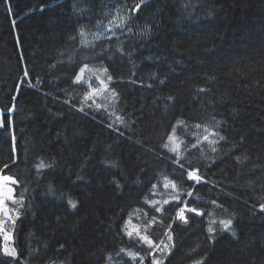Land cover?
Returning a JSON list of instances; mask_svg holds the SVG:
<instances>
[{"label": "trees", "instance_id": "trees-1", "mask_svg": "<svg viewBox=\"0 0 264 264\" xmlns=\"http://www.w3.org/2000/svg\"><path fill=\"white\" fill-rule=\"evenodd\" d=\"M137 3L0 0V112L13 121L0 128V175L18 181L8 203L17 255L0 237V264H264V0ZM166 143L180 145L200 183ZM41 161L51 167L38 170ZM165 176L202 213L170 230L181 202L151 207ZM130 212L129 231L147 228L155 243L171 231V252L147 255L123 230Z\"/></svg>", "mask_w": 264, "mask_h": 264}, {"label": "snow or ice", "instance_id": "snow-or-ice-1", "mask_svg": "<svg viewBox=\"0 0 264 264\" xmlns=\"http://www.w3.org/2000/svg\"><path fill=\"white\" fill-rule=\"evenodd\" d=\"M141 3H143V0H141ZM141 3H137L135 5V9H140L141 7ZM127 20V17H124V16H121L119 17V23L116 25L117 27H121L124 22ZM80 34L83 36L85 33H84V29L81 28L80 29ZM95 39H99L100 37L99 36H96L94 37ZM82 43H84V41H82ZM87 67V66H85ZM85 71V68H81L80 69V74L76 76V81L77 82H80L81 79H82V74L84 73ZM104 72H107V69H104ZM25 75H28V73H25ZM112 77L111 76H108V80H111ZM101 84H104L103 81H101ZM105 87H107V85L105 84L104 85ZM91 87V85L89 86ZM114 96L116 95V93L113 91L112 93ZM91 98V94L89 93H86L85 94V97L84 99L85 100H88ZM15 99V97L13 98ZM169 99H171V97H169ZM93 103H95V101H93ZM89 107H91V105H89ZM101 107V105L99 104H96V108L99 109ZM12 109H9V111H11ZM80 111H83V108L80 109ZM118 119L121 120V122H123L122 118L118 117ZM13 121L11 119H9L7 121V125H10ZM177 124H184V121H181V120H178L177 121ZM5 123L3 122H0V128H3V127H6L7 126ZM111 127V125H109ZM196 128H200L201 126L199 124L195 125ZM205 131H207V129H205ZM176 132V126L174 125L173 126V134H169L168 135V140L169 141H172L174 142L176 137L174 135V133ZM211 135H215V136H219V133L218 132H214V133H210ZM13 139H15L13 137ZM219 139L220 140H223L225 139V137L223 136H219ZM203 140L204 141H207L208 143L210 144H213L215 143L216 141H212V140H209V136L208 135H204L203 136ZM183 143V142H181ZM200 143V141L198 140L197 141V144H192L191 147L192 148H196L197 145ZM164 148H167L170 152H174L177 154V159L176 160H173V163L174 164H178L179 167L186 171L187 173V179L190 180V181H195L196 183H200L203 179L202 175H200L198 173V169H191L189 170L188 168H185V165L183 163H180L181 160L184 159V157L180 156V153L178 152V149L180 147L179 144H175L173 145V147H169V145L166 143V144H163L162 145ZM212 151H216L215 148H212ZM240 158L237 157V160H239ZM4 169H7L8 168V165L5 164L4 166ZM51 165L50 164H45L43 161H41V163H39L38 165H36V168L38 170H41V169H44V168H50ZM3 169H0V173H2ZM116 182V181H114ZM11 184V185H15L18 183V181L16 179H14L12 176L10 175H0V211H3L5 215H7L8 213V209L6 207H4V204H5V201L7 200H11L13 203H18L17 200L14 199L13 197V192H14V189L11 187V186H5V185H8V184ZM118 184V182H116ZM157 184H153L152 185V189H156L157 188ZM169 186H171L173 192L175 193L174 195L171 196V200L172 201H180V205H177V210L175 212V215L171 217V223H168L167 225V229H172L173 227V223H175V221L179 220L185 224L188 223V218L187 216L185 215V213H195L196 215H202L201 211H199L196 207H190L188 206V203L186 201H182L181 200V196L179 194V185L176 181H174L173 179H169L168 176H165L164 177V187L167 189ZM195 185H193L194 187ZM49 191L50 192H53V189L52 187L50 186L49 187ZM54 194V192H53ZM188 195L189 196H192L193 193L191 191L188 192ZM69 205L73 208L76 207V202L69 199L68 201ZM145 203H149L147 197H145ZM159 202H152L151 203V207L152 209L154 210L155 213H161L163 214V212L166 211V209L163 208V206H156ZM170 203V201L168 199H164L163 201V204L164 205H168ZM213 204H216L215 201H212ZM260 208L262 211H264V204H261L260 205ZM137 211H142V209H139ZM144 215L145 217H147L148 213L147 212H144ZM131 216H132V213L130 212L129 213V220L125 221V225H124V231L126 232V234L130 237V238H133V234L135 232V237L138 238V241L144 245L147 246L148 248V252H147V255H152L153 252L155 251H160L161 254L163 255H167L169 252H171V250L175 247V244L173 243V234L171 231H166L165 232V235L167 236V242H165L164 240H161L160 243H155L154 240L152 238H150V236L148 234H145L147 232V228L145 229V233H142L138 227H134L133 230L129 231L128 230V225L131 223ZM157 217L155 215H153L151 217V221L149 223V226L151 223H156L157 222ZM14 222V221H13ZM161 223H163V221L161 220L160 221ZM216 221L213 220L211 221V223L209 224V227L207 229V231L211 234L215 231V229L211 226L212 224H215ZM220 225L222 226V230H227V229H230V226L232 224V220L231 219H228V220H220L219 221ZM233 235H235V233L233 232ZM209 239H212L213 237L210 235L208 237ZM4 239L7 241L10 239V236L5 234L4 236ZM61 247H63V245H61ZM4 251V254L6 256H9V257H12L13 259L16 258V250L13 248V249H9L7 247H5L3 249ZM120 251H124V249H121ZM195 251V250H193ZM128 255L132 256L133 259H135V256L137 255L136 253H132V252H128L127 253ZM109 260L112 259L111 256L108 257ZM141 264H144V258L141 257ZM151 264H163V261L158 259L157 257L155 256H152V262ZM193 264H204V259L201 258L200 260H196V261H193Z\"/></svg>", "mask_w": 264, "mask_h": 264}, {"label": "rangeland", "instance_id": "rangeland-1", "mask_svg": "<svg viewBox=\"0 0 264 264\" xmlns=\"http://www.w3.org/2000/svg\"><path fill=\"white\" fill-rule=\"evenodd\" d=\"M104 85L105 84L102 85V87H101L102 89L99 92H97L96 94H100V92L105 91ZM0 122H2L1 112H0ZM209 140L213 141V139L210 136H209ZM186 178H187V175H186ZM191 182H195V181H191ZM5 186H11L13 188V185H11L10 183L8 185H5ZM164 190H165V192L154 193V195L159 198V201H157V202H159L158 204H160V205L163 203L164 199H168L170 202L172 201L171 196L173 195V190H172L171 186H169L167 189L164 187ZM9 202H11V200L5 201V204H4V207H6L8 209L7 215H5L3 211H0V237L3 240L4 248L7 247L11 250L12 249V236H11L10 230H11V227H12V224L14 221V215L8 208ZM193 214H195V213H193ZM177 221H179V220H177ZM134 227H138L142 233H145V230L140 225H137V224L131 225V230H133ZM5 234L10 236V239L7 241L4 239Z\"/></svg>", "mask_w": 264, "mask_h": 264}]
</instances>
